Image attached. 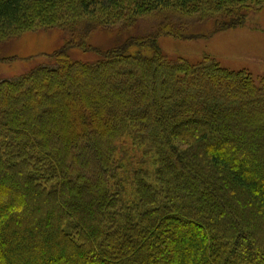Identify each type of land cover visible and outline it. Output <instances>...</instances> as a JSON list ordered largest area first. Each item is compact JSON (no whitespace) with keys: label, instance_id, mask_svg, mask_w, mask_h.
<instances>
[{"label":"trees","instance_id":"obj_1","mask_svg":"<svg viewBox=\"0 0 264 264\" xmlns=\"http://www.w3.org/2000/svg\"><path fill=\"white\" fill-rule=\"evenodd\" d=\"M263 8L0 0V61L26 33L66 34L55 66L0 80V264H264V77L159 46L185 21L223 32ZM157 18L150 35L88 44Z\"/></svg>","mask_w":264,"mask_h":264},{"label":"rangeland","instance_id":"obj_2","mask_svg":"<svg viewBox=\"0 0 264 264\" xmlns=\"http://www.w3.org/2000/svg\"><path fill=\"white\" fill-rule=\"evenodd\" d=\"M161 20L142 19L127 34L118 29H99L91 33L88 44L109 49L129 37L152 34ZM174 22L178 23L179 20ZM185 22L184 39L162 37L159 40V46L169 60L183 59L198 64L209 56L229 70H245L258 79L264 77V8L252 14L244 26L223 32H213L214 26L210 23L194 26L195 22ZM193 34L199 38L190 39ZM65 37L66 34L61 30L37 31L26 33L13 42L2 45V57L7 60L0 61V80H16L37 66H55L51 58L63 47ZM71 52L76 61L89 64L98 61L95 54L79 50Z\"/></svg>","mask_w":264,"mask_h":264}]
</instances>
